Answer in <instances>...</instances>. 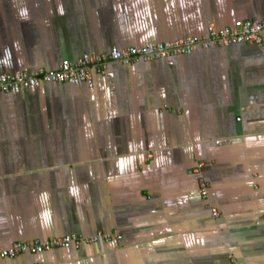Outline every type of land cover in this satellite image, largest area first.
<instances>
[{"label": "crops", "instance_id": "1", "mask_svg": "<svg viewBox=\"0 0 264 264\" xmlns=\"http://www.w3.org/2000/svg\"><path fill=\"white\" fill-rule=\"evenodd\" d=\"M248 18H264V0H0V74ZM92 77V89L0 93V264H264V45ZM98 231L122 239L1 256L15 241Z\"/></svg>", "mask_w": 264, "mask_h": 264}, {"label": "built area", "instance_id": "2", "mask_svg": "<svg viewBox=\"0 0 264 264\" xmlns=\"http://www.w3.org/2000/svg\"><path fill=\"white\" fill-rule=\"evenodd\" d=\"M233 44L264 45V18L239 19L232 26L222 28L211 26L207 34L201 37H189L169 43H146L140 48L126 50L114 48L107 54L85 55L77 63L64 62L58 71L3 73L0 74V93L15 95L22 89L35 91L43 83L60 86L86 85L92 89L94 87L92 71L104 74L107 67L112 64L129 67L140 62L166 61L169 65H173L175 58L191 55L199 49L223 48ZM202 168L203 165L198 164L193 170V175L199 185L201 198L207 200L210 183L206 180ZM211 212L214 218L219 216L216 209L211 208ZM116 239H122L116 232L98 231L89 236L72 233L47 241H15L1 252V256L13 258L26 252L41 253L56 248L79 250L84 245L110 243Z\"/></svg>", "mask_w": 264, "mask_h": 264}]
</instances>
